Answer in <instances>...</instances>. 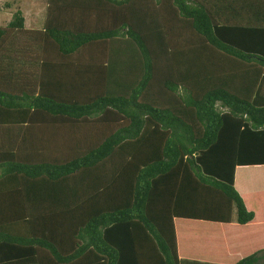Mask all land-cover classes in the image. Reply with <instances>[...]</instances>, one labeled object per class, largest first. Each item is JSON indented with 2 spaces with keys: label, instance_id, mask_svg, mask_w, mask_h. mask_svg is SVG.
<instances>
[{
  "label": "trees",
  "instance_id": "obj_1",
  "mask_svg": "<svg viewBox=\"0 0 264 264\" xmlns=\"http://www.w3.org/2000/svg\"><path fill=\"white\" fill-rule=\"evenodd\" d=\"M24 23L0 25V264H183L188 227L263 217L235 185L264 174V0H45Z\"/></svg>",
  "mask_w": 264,
  "mask_h": 264
},
{
  "label": "crops",
  "instance_id": "obj_2",
  "mask_svg": "<svg viewBox=\"0 0 264 264\" xmlns=\"http://www.w3.org/2000/svg\"><path fill=\"white\" fill-rule=\"evenodd\" d=\"M255 173L264 177L261 172ZM245 180L240 179L241 184L237 182L235 186L246 197L249 189L248 180ZM249 208L253 209L252 205ZM253 211L263 217L245 224H238L234 219L227 224L201 223L184 230L180 235V252L185 257L183 264H236L253 255L256 258L254 264H264V209ZM180 227L182 230V224Z\"/></svg>",
  "mask_w": 264,
  "mask_h": 264
},
{
  "label": "rangeland",
  "instance_id": "obj_3",
  "mask_svg": "<svg viewBox=\"0 0 264 264\" xmlns=\"http://www.w3.org/2000/svg\"><path fill=\"white\" fill-rule=\"evenodd\" d=\"M8 4V5H6ZM20 11L25 19V26L28 28H39L42 26L45 0H0V25H5L12 19V15L15 11ZM253 169V168H251ZM251 169L241 168L239 169L240 175L248 173L245 181L248 180L246 191L249 194L256 192H264V177L255 175L256 169L253 172ZM250 173L252 175H250ZM262 173V172H261ZM259 175V174H258ZM249 187V188H248ZM254 187H256L254 189ZM253 188V190H252ZM240 192V191H239ZM241 193V192H240ZM243 194V193H241Z\"/></svg>",
  "mask_w": 264,
  "mask_h": 264
}]
</instances>
